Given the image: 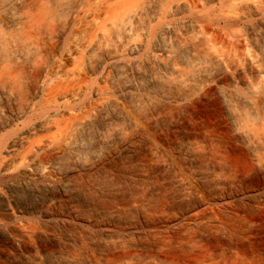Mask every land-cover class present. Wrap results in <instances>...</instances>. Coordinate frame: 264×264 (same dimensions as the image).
<instances>
[{"label":"bare ground","instance_id":"obj_1","mask_svg":"<svg viewBox=\"0 0 264 264\" xmlns=\"http://www.w3.org/2000/svg\"><path fill=\"white\" fill-rule=\"evenodd\" d=\"M65 1L0 0V30L11 37L10 59L0 56L6 255L105 264L112 249L164 231L180 248L189 232L215 233L260 258L252 249L264 230L247 219L264 208V133L242 123L264 128V10L254 0ZM222 33L240 60L215 47ZM211 96L249 174L229 161L220 128H179ZM22 243L38 255L21 252ZM150 257L116 262H164ZM254 257L250 264H264Z\"/></svg>","mask_w":264,"mask_h":264},{"label":"rangeland","instance_id":"obj_2","mask_svg":"<svg viewBox=\"0 0 264 264\" xmlns=\"http://www.w3.org/2000/svg\"><path fill=\"white\" fill-rule=\"evenodd\" d=\"M66 1L68 2V1H71V0H66ZM254 1H256L258 3L259 9L263 11L264 10V0H254ZM219 38H220V40H219ZM219 38L217 40L218 43L217 42L215 43V47L217 49H219L220 51H222V52H224V51L226 52L227 51L226 54L230 53V55L234 56L235 59L238 58L237 60H240L241 57H242V54H243L242 50L239 49L238 46L235 43H232L233 44L232 45L231 42L227 39V37L224 35V33H222L219 36ZM10 39H11V37L9 36V34H6V33H4V31L0 30V56H4L8 60L10 59V57L8 56V54H9V49L8 48L10 47V45L8 43H10ZM227 40H228V42H227ZM7 59H6V61L8 62ZM38 61H40V60H38ZM9 63H11V62L9 61ZM212 70L216 71V67L213 66ZM219 106H220V104L218 103L216 98H214L213 96L209 97V99L207 101H205V103L198 104L197 107H195L193 109L192 108L189 109V112L191 114L193 113L192 116L194 115L193 117L195 119L192 120V121H189V123H187L188 120H186L185 121L186 124H185V122L184 123L180 122L179 123V128H183L184 131L187 130V131H190L192 133L195 132L196 130H199L198 128H206L207 127L209 131H210V128H218V129L220 128L222 130V134L220 132V137L223 138V139L222 138L221 139L223 140L224 143H226V146L227 145L229 146L228 148H229V150H231V152L234 151V152H232V154H230L229 161L230 162L234 161V162H232V164L235 163V162H236L235 163L236 165L238 164L237 165L238 169H236V170H238L237 171L238 173L240 172V173H242V175H245L247 173L249 174L250 173V171H249L250 169H247L248 165H247V167L244 166V165H246V160H245L246 158H244L245 152H243L244 150H242L241 148H239L237 146L238 145L237 143H236L237 144L236 145L235 142L232 141L231 137L229 138L230 135L228 134V129L225 127L226 120L224 119V117H222V114H221ZM235 109L237 110V108H235ZM243 121L245 123H242V124H246L247 127H249V128L252 127V128H256L257 130L263 128V127H258L257 125L256 126L258 128L257 127H253L255 125V123L254 124H253V122L251 123L250 120L248 121L246 119V120H243ZM252 128H250L251 134H256L257 135L258 133L259 134L264 133V128L259 130V131H257L256 129L255 130L253 129L254 132L252 131ZM185 134H187V133L185 132ZM258 155H259L260 159H262L264 161V154H262L261 151L258 152ZM238 157H240V158L238 159ZM230 158H232V160ZM240 159H241V164H239L240 162H237ZM242 160H244V161H242ZM242 162H243V164H242ZM236 165H235V167H236ZM233 166H234V164H233ZM22 197L24 198V200L26 199V201H24L25 204L26 203L27 204H31L32 201L30 199H28V197H26L25 195L24 196L19 195L20 199H23ZM260 209H262V208L256 209L255 211L257 212V214H258V212H260V215H261V212L262 213L264 212L263 211L264 208L262 209V211H260ZM256 212H252V213H254L252 215L253 217L249 216L250 217L249 218L248 215H247V217L249 218L247 220L251 219L249 222H251V221L254 222L255 221V220H253L254 216L256 217L255 219H257V217H258L259 218L258 220H260L262 218L259 223H258V220L255 221V222H257V225L255 224V222L254 223L253 222L250 223V225L252 224V226H253V224H255L253 227L256 226L255 228H257V229L259 228L260 230L261 229L264 230V226H263L264 225L263 224L264 223V221H263V218H264L263 214L264 213L262 214V217L261 216L259 217V216H257ZM262 221H263V223H261ZM259 224H260V227L258 226ZM261 224H262L263 227H261ZM163 233L165 234V232L164 231L161 232L162 236H164ZM189 233L190 234H188V233L186 234L187 237L185 236V239L186 240L188 239L190 241V239L193 238L192 239L193 241H190L191 245H190V243L188 241V243L186 244L187 246H185V247H181L180 248L181 243H182V241H181L182 239L181 238H180L181 240L177 239V237H174L175 238L174 239L173 237H171V236L168 237L167 234H165V236L168 237L169 239H170V237L172 238V240L174 239L173 241L170 239L172 241V243H171V241H169V239L166 238L165 236L164 237L166 239H168V240H165V238H163L161 236V234H159V236L157 234V235L152 236V238L153 237L154 238L153 239L150 238L151 240L150 239H147V240L142 239L141 245L138 247L139 250H138V248H131V246L129 247L127 245H124L123 247L119 246L118 248H116L114 250L113 249L111 250V251H114V253L113 252L111 253V251L107 252V255L103 256V258H101V261L102 260H103V262L106 261L105 264H108V263L109 264H113V263L117 264L119 261H121L122 258L123 259H129V258L132 259L134 257H136V258L138 257V258L142 259L144 257H147V258H149L150 256L152 257V255H154V257H155V255L156 256L159 255V256H157L155 258H159V259L164 260V262L162 261V264L163 263L164 264L165 263H168V264L169 263L170 264H173V263L174 264L175 263L176 264H250L251 261H253V258H251L252 260L249 259V258L255 256V254L251 255L249 252L247 253L246 251H248V250L247 249L245 250L244 248H242L240 246V243H238V241H236L235 239L226 238V239H221L218 242V239H220V238H218V239L214 238L213 236H215V235H216V237H218L217 234H215V233H213V235H211L212 233L210 234V236H211V237L209 236L210 240L209 239H205V238H198L197 235L195 236L193 232H189ZM190 235H191V238H188V237H190ZM193 235L196 237V239H195V237ZM157 237H159V238H157ZM229 239H231V240H229ZM143 240H145V241H143ZM178 240L180 241V246H178L179 245V241ZM176 241H178V242H176ZM173 242H174V244H173ZM263 242L260 241L259 243L257 242L258 244L256 243L257 245L255 244V246L253 248L254 249L256 248L255 249L256 251L254 249H252L254 253L257 252L256 253L257 257H260V258L254 257V258H256V259H254L256 261L258 259L259 261L264 262V243ZM154 243H157L158 246L156 244H154ZM167 243L170 244V246ZM177 243H178V245H177ZM41 247L45 248L46 253L49 251L48 254L51 253L50 251L53 252V250L56 253H58V252L60 253L59 247L51 245V244H48V245L43 244V245H41ZM84 247H85L84 244H82V245H80L79 248L82 249ZM146 247H148V248H146ZM156 247H158V249ZM168 247H170L171 249L168 248ZM19 248H20V251L23 252V253L30 252L32 255H33V253L38 255V253H36L37 250H32L31 251L29 249V244L22 243L19 246ZM79 248H78V250H79ZM151 248L153 249L152 251L150 250ZM142 249H144V250H142ZM8 250H9L8 249V241L4 237H2L0 235V264H21L20 262H14L11 258H9L6 255ZM78 250H77V252H78ZM177 250H180V251L178 252ZM158 252H160V253H158ZM108 253H110V254H108ZM48 254H44V257L41 256L40 260L41 261L42 260L43 261H49L50 257H49ZM68 254L69 255H67V256H69L70 258L72 257L73 259L77 258V256L79 255V253H76V250H70L68 252ZM76 254H77V256H76ZM248 254H250V255H248ZM258 254L259 255L261 254V256L263 255V257H262L263 259H261V256H259ZM129 256H132V258L129 257ZM89 257L92 258L93 255L91 253H89ZM114 261L115 262L118 261V262L115 263ZM159 264H161V263H159Z\"/></svg>","mask_w":264,"mask_h":264}]
</instances>
